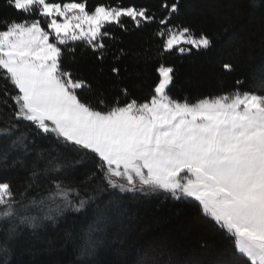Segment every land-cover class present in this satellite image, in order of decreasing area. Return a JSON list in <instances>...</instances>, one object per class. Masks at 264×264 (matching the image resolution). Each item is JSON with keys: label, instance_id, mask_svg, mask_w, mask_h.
I'll use <instances>...</instances> for the list:
<instances>
[{"label": "snow or ice", "instance_id": "6c2138e0", "mask_svg": "<svg viewBox=\"0 0 264 264\" xmlns=\"http://www.w3.org/2000/svg\"><path fill=\"white\" fill-rule=\"evenodd\" d=\"M248 5L264 10V0ZM4 6L23 18L0 17V99L9 112L0 113V264H18L25 228L40 239L65 212L86 208L91 215L85 212L81 232H65V240L78 248L80 264H93L89 258L123 210L116 192L192 205L231 242L232 264H264V92L236 80L219 94L176 96L178 69L161 62L141 99L134 92L144 81L105 89L79 66L77 42L82 57L90 50L99 74L111 58L118 80L131 75L125 65L122 76L117 65L141 53H113V43L123 41L112 26L130 34L156 24L160 61L210 49L212 36L179 20L181 0H159L155 10L132 0L92 7L89 0H4ZM220 71L231 74L235 66L223 62ZM78 168H87L84 177L67 179Z\"/></svg>", "mask_w": 264, "mask_h": 264}, {"label": "trees", "instance_id": "16d2710c", "mask_svg": "<svg viewBox=\"0 0 264 264\" xmlns=\"http://www.w3.org/2000/svg\"><path fill=\"white\" fill-rule=\"evenodd\" d=\"M129 2L89 0V6L97 3L128 5ZM132 2L155 10L159 0ZM256 3L259 5L261 0H256ZM159 15L161 13L157 11ZM3 16L23 18V14L5 7L4 0H0V17ZM179 20L190 23L197 31L207 32L214 38L213 46L199 52L193 49L190 55L182 57L167 56L164 61H160L155 58L159 44V39L153 35L156 24L147 25L130 34L112 26L110 31L123 41L113 43V53L120 48L130 50L131 53H141L138 58L130 54L117 65L121 68L122 76L125 65L131 75L127 79L118 80L110 72L113 66L111 58L104 64L103 74H99L90 50L82 57L81 49L84 45L77 42L75 46L79 66L85 75L98 80L105 89L118 90L121 86L131 88L134 83L144 81L143 90L134 92L141 99L147 92V85L156 82L157 68L161 62L178 69L173 88L176 96L189 95L196 98L203 94H219L231 90L236 80H243L245 89L264 92V10H253L248 0H181ZM145 56L153 59L145 63ZM223 62H232L235 71L222 74L220 69ZM0 113L5 116L9 114L2 99ZM41 146L47 148L46 144ZM86 171L87 168H78L67 179L79 181ZM23 175L21 172L14 181L15 185L21 183ZM112 191L108 190L101 198L107 200ZM116 195L123 201V210L116 227L110 230L109 237L98 246L95 255L89 258L93 264H232L234 248L231 242L202 221L192 205L164 201L163 197H145L139 193L134 196L131 193L116 192ZM85 212L90 218V208L80 213L65 212L55 225L42 230L40 239L30 237L28 234L32 230L25 228V237L15 260L18 264H80L79 250L65 240V232L79 234ZM121 228L126 235L118 239L117 233Z\"/></svg>", "mask_w": 264, "mask_h": 264}]
</instances>
